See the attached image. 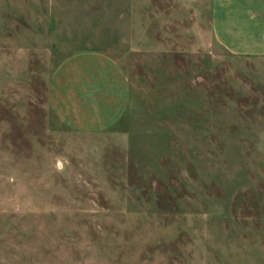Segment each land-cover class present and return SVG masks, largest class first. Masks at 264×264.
<instances>
[{"label": "rangeland", "instance_id": "rangeland-1", "mask_svg": "<svg viewBox=\"0 0 264 264\" xmlns=\"http://www.w3.org/2000/svg\"><path fill=\"white\" fill-rule=\"evenodd\" d=\"M125 1L0 0V264H264V58L219 46L209 0ZM81 50L127 72L111 129L50 105Z\"/></svg>", "mask_w": 264, "mask_h": 264}, {"label": "crops", "instance_id": "crops-1", "mask_svg": "<svg viewBox=\"0 0 264 264\" xmlns=\"http://www.w3.org/2000/svg\"><path fill=\"white\" fill-rule=\"evenodd\" d=\"M208 9L210 33L219 46L235 57L264 58V0H209ZM88 62L101 73H89ZM49 89L59 120L84 131L113 128L130 102L127 72L110 54L96 50L69 54L52 74Z\"/></svg>", "mask_w": 264, "mask_h": 264}]
</instances>
